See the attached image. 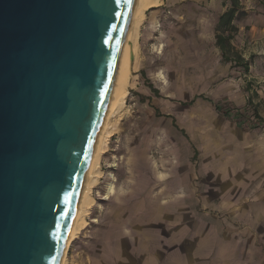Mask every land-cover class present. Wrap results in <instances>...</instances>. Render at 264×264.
<instances>
[{
	"label": "water",
	"instance_id": "1",
	"mask_svg": "<svg viewBox=\"0 0 264 264\" xmlns=\"http://www.w3.org/2000/svg\"><path fill=\"white\" fill-rule=\"evenodd\" d=\"M134 0H0V264H58Z\"/></svg>",
	"mask_w": 264,
	"mask_h": 264
},
{
	"label": "rangeland",
	"instance_id": "2",
	"mask_svg": "<svg viewBox=\"0 0 264 264\" xmlns=\"http://www.w3.org/2000/svg\"><path fill=\"white\" fill-rule=\"evenodd\" d=\"M214 1L223 7L231 6L230 0H161L145 12L140 28L139 65L131 76L127 114L103 156L102 176L93 192L95 204L89 210L88 225L70 246L69 264H132L133 258H127L126 249L136 247L135 241L123 240L116 253V243L108 241L117 234L112 220L122 214V207L115 204L118 195L145 193L147 186L177 179L180 169L186 174V182L193 183L192 176L198 174L201 161L200 141L192 135V124L202 125L205 115L215 110L216 102L235 110L225 102L227 86L241 85L245 92L248 85L255 86L250 82L255 79L245 72L243 64L229 62L228 75L213 76L216 64L223 62L213 52L221 17L212 6ZM240 2L243 8H250L260 1ZM252 86L248 101L255 95ZM195 96L208 98L209 102L200 98L193 106L187 105ZM142 98L146 99L142 102ZM251 104L244 116L255 122L258 118ZM110 175L114 176L116 187L106 199V184L113 181ZM138 242L147 243L144 239Z\"/></svg>",
	"mask_w": 264,
	"mask_h": 264
},
{
	"label": "crops",
	"instance_id": "3",
	"mask_svg": "<svg viewBox=\"0 0 264 264\" xmlns=\"http://www.w3.org/2000/svg\"><path fill=\"white\" fill-rule=\"evenodd\" d=\"M212 6L221 16L230 8L217 1ZM242 9L247 15L235 22L232 44L255 79L250 81L255 95L248 101L249 85L245 92L231 84L225 102L239 110L243 125L253 122L244 116L253 103L259 123L238 125L214 107L202 125L192 124L201 161L193 183L180 169L177 179L147 186L145 193L118 195L122 214L112 220L117 238L108 241L116 243L114 253L123 240L135 241L136 247L126 249L132 264H264V2ZM213 52L222 57L219 46ZM216 65L213 76L231 71L228 62ZM195 97L194 104L201 98ZM139 239L147 243L140 245Z\"/></svg>",
	"mask_w": 264,
	"mask_h": 264
},
{
	"label": "bare ground",
	"instance_id": "4",
	"mask_svg": "<svg viewBox=\"0 0 264 264\" xmlns=\"http://www.w3.org/2000/svg\"><path fill=\"white\" fill-rule=\"evenodd\" d=\"M159 3H161V0L133 1L122 46L123 49L111 90V98L81 180L79 200L73 213L74 217L68 229V235L66 236L64 249L58 264H69L68 254L70 246L88 225L87 217L91 214L89 210L95 204L93 192L97 188L99 179L102 176L103 156L109 149L112 135L117 131L120 121L127 114L128 93L132 81L131 76L139 65L140 28L146 18L145 12L151 7L158 6ZM109 177L113 181L106 184V199H109L114 194L116 187L114 176L110 175Z\"/></svg>",
	"mask_w": 264,
	"mask_h": 264
},
{
	"label": "trees",
	"instance_id": "5",
	"mask_svg": "<svg viewBox=\"0 0 264 264\" xmlns=\"http://www.w3.org/2000/svg\"><path fill=\"white\" fill-rule=\"evenodd\" d=\"M261 2H264V0H259ZM231 6L228 8L223 14L218 22L217 25V36H216V45L219 46V48L222 51V60L226 62L235 63L236 65H242L244 63V60L241 58L239 53L236 51L234 45L232 44V40L234 39V35L238 32V27L235 26V21L241 18V16L245 15L246 12L242 10V5L240 0H230ZM246 65V64H243ZM144 75V73L142 72ZM153 89V92L158 95V91L153 88V86H150ZM198 97H195L194 100L189 102L188 104H194L195 100ZM203 100H207L205 97L201 96ZM146 98H142V102ZM187 104V103H186ZM215 108L217 111H219L224 117L231 118L234 120L238 125L241 126H249L251 128L256 127L255 124L259 123V120H256L255 122H249L246 124H242L240 122V118L242 117L239 110H231L226 109L220 104H215ZM256 118L257 115L255 116Z\"/></svg>",
	"mask_w": 264,
	"mask_h": 264
}]
</instances>
